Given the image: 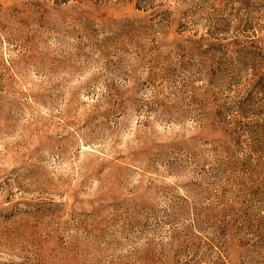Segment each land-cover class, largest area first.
<instances>
[{
  "label": "rangeland",
  "instance_id": "rangeland-1",
  "mask_svg": "<svg viewBox=\"0 0 264 264\" xmlns=\"http://www.w3.org/2000/svg\"><path fill=\"white\" fill-rule=\"evenodd\" d=\"M0 264H264V0H0Z\"/></svg>",
  "mask_w": 264,
  "mask_h": 264
}]
</instances>
